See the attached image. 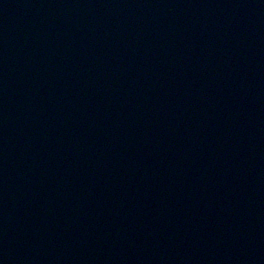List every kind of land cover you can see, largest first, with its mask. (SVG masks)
I'll return each mask as SVG.
<instances>
[{
  "label": "water",
  "instance_id": "water-1",
  "mask_svg": "<svg viewBox=\"0 0 264 264\" xmlns=\"http://www.w3.org/2000/svg\"><path fill=\"white\" fill-rule=\"evenodd\" d=\"M0 264H264V0H0Z\"/></svg>",
  "mask_w": 264,
  "mask_h": 264
}]
</instances>
